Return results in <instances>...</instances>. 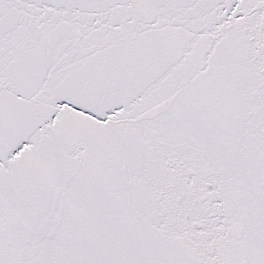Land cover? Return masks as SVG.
I'll return each instance as SVG.
<instances>
[{
  "label": "snow or ice",
  "instance_id": "obj_1",
  "mask_svg": "<svg viewBox=\"0 0 264 264\" xmlns=\"http://www.w3.org/2000/svg\"><path fill=\"white\" fill-rule=\"evenodd\" d=\"M0 264H264V0H0Z\"/></svg>",
  "mask_w": 264,
  "mask_h": 264
}]
</instances>
